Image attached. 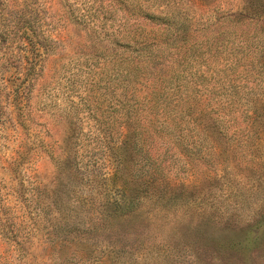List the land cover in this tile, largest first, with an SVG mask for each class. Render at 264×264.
<instances>
[{
    "label": "rangeland",
    "instance_id": "1",
    "mask_svg": "<svg viewBox=\"0 0 264 264\" xmlns=\"http://www.w3.org/2000/svg\"><path fill=\"white\" fill-rule=\"evenodd\" d=\"M261 223L264 0H0V264H264Z\"/></svg>",
    "mask_w": 264,
    "mask_h": 264
},
{
    "label": "trees",
    "instance_id": "2",
    "mask_svg": "<svg viewBox=\"0 0 264 264\" xmlns=\"http://www.w3.org/2000/svg\"><path fill=\"white\" fill-rule=\"evenodd\" d=\"M18 90L19 89L16 88V91H18ZM258 225H261V226L263 225L264 226V224H262V223L258 224ZM249 233H250V231H248V233L243 237V239L248 240ZM255 246H257V245H240L239 248H240L242 253H247V252H249L250 249L254 250Z\"/></svg>",
    "mask_w": 264,
    "mask_h": 264
}]
</instances>
